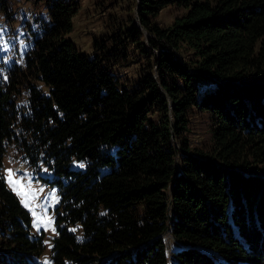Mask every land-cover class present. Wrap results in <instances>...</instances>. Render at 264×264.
<instances>
[{
  "label": "trees",
  "instance_id": "1",
  "mask_svg": "<svg viewBox=\"0 0 264 264\" xmlns=\"http://www.w3.org/2000/svg\"><path fill=\"white\" fill-rule=\"evenodd\" d=\"M136 2L128 37L157 51L136 84L113 71L119 36L79 54L78 7L60 0L24 66H0V264L45 252L7 187L10 151L54 177L53 264H169L167 233L176 264H264V0ZM170 6L185 13L163 27Z\"/></svg>",
  "mask_w": 264,
  "mask_h": 264
},
{
  "label": "rangeland",
  "instance_id": "2",
  "mask_svg": "<svg viewBox=\"0 0 264 264\" xmlns=\"http://www.w3.org/2000/svg\"><path fill=\"white\" fill-rule=\"evenodd\" d=\"M54 1L56 0H0V66H24L26 54L33 45V35L38 34L43 25L51 23L49 9ZM60 1L72 2L78 7L68 40L79 54L92 60L95 57L96 41H112V38L119 36L125 42L117 49L120 55L117 57V64L112 67L115 75L127 84H136L140 76L148 72L157 51L149 45L146 33L136 43L131 41L127 33L133 27H139L136 20L137 0ZM184 13V10L170 6L161 11L155 21L163 27H170ZM198 118L192 119L193 132L189 141L193 146H201L207 137L206 127L201 126ZM81 164L75 162L74 168L83 169ZM9 170L13 174V180L21 181L22 189L17 186V190H14L13 184L9 182ZM3 173L7 187L31 215L32 235L44 236L45 252L40 262L53 264L51 251L56 237L55 209L60 202L57 189L51 185L53 175L47 169L34 173L20 162L13 151L4 159ZM164 238L169 264H176L173 251L177 246L168 233Z\"/></svg>",
  "mask_w": 264,
  "mask_h": 264
},
{
  "label": "snow or ice",
  "instance_id": "3",
  "mask_svg": "<svg viewBox=\"0 0 264 264\" xmlns=\"http://www.w3.org/2000/svg\"><path fill=\"white\" fill-rule=\"evenodd\" d=\"M80 167H84V165L81 164ZM12 177H13V174H12L11 170H9V182L13 184L14 190H17V186H20V188L22 189L21 181L13 180ZM25 204L27 206V200H25ZM33 215H36V213H33ZM38 219H39V217H38Z\"/></svg>",
  "mask_w": 264,
  "mask_h": 264
}]
</instances>
